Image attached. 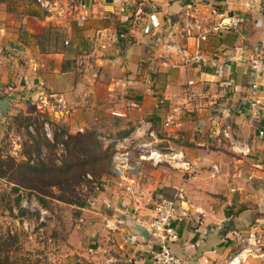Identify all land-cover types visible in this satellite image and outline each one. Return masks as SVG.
<instances>
[{"label":"crops","instance_id":"obj_1","mask_svg":"<svg viewBox=\"0 0 264 264\" xmlns=\"http://www.w3.org/2000/svg\"><path fill=\"white\" fill-rule=\"evenodd\" d=\"M187 1L91 0L80 21L82 31L76 32L73 22L67 27L72 38L77 33L82 41L93 30L98 40L99 33L100 48H110L117 60L123 58L128 94L138 97L118 109L128 126L122 129L128 133L118 141L124 139V151L130 163L136 164L138 193L125 195L113 174H103L88 203L76 207L78 213L66 229L67 241L77 244L75 255L89 264H149L154 240L133 229V218L144 225L155 201L171 195L178 185L184 191L181 206L187 211L175 225L178 239L168 247L183 264H224L240 247L234 233L253 232L264 250V135L257 136L264 125L249 106L245 59L264 37V0ZM28 4L29 0H0V97H7V105L16 102L19 108L26 76L38 88L54 84L66 58L62 50L39 51L34 37L49 23H58L47 15L34 17ZM151 8L157 10L163 25L159 32L145 35L141 27ZM185 9L206 25L224 13L240 14L243 21L234 30L212 32L197 41L194 30L187 35L181 29ZM196 45L210 60L182 65L181 55L192 53ZM260 87L258 94L264 102V75ZM51 92L60 95L58 90ZM216 128H225L232 139L245 142L249 151H232L228 139L212 133ZM141 142L162 150H181L192 163V172L138 161L133 146ZM211 165L218 167L213 176ZM105 221L114 229L105 228Z\"/></svg>","mask_w":264,"mask_h":264},{"label":"rangeland","instance_id":"obj_2","mask_svg":"<svg viewBox=\"0 0 264 264\" xmlns=\"http://www.w3.org/2000/svg\"><path fill=\"white\" fill-rule=\"evenodd\" d=\"M83 1L91 7V0ZM28 5L34 17L47 15L52 23H58H49L43 28L54 26L58 29L55 49L62 50L66 58L61 64L63 70L57 73V82L38 88L26 76L24 99L19 100L21 108L16 102H10L0 114V260L7 256V264H89L75 255L77 244L74 240L67 241L66 229L78 213L76 207L87 204L92 197V188L99 180V165L85 163L78 172L67 171L52 183L44 178L46 176L26 172L25 155L28 153L32 162L42 159L59 164L63 159L60 145L53 148L41 145L35 152L32 140L43 136L51 142L53 132L63 129L76 136L85 151L94 148L90 155L98 158L108 155L111 162L119 132L128 127L118 109L126 108L138 97L128 94L130 86L125 79L123 58L117 60L110 48H100L99 33L98 40L93 30V35L86 36L83 41L77 33L74 38L68 33L67 27L72 22L76 32H80V21L85 18L76 19L67 13L48 15L35 6L33 0H29ZM151 56L156 60L153 53ZM52 89L58 90L60 95H51ZM18 189L32 192L49 209L53 220L31 231H23L16 225L20 217L30 220L29 215L18 209ZM9 227L13 229L12 234Z\"/></svg>","mask_w":264,"mask_h":264},{"label":"built area","instance_id":"obj_3","mask_svg":"<svg viewBox=\"0 0 264 264\" xmlns=\"http://www.w3.org/2000/svg\"><path fill=\"white\" fill-rule=\"evenodd\" d=\"M173 1L183 2L184 0ZM33 3L48 15L62 16L67 13L70 17L74 15V18L80 20H83L86 16L87 5L82 0H67L63 2L61 0H33ZM242 21L243 16L240 14L224 13L219 15L216 21L206 25L202 19L192 17L187 9L184 10L183 16L180 19L182 31L188 35L194 30L197 41L205 39L212 32L234 30ZM162 25V22L158 18L157 10L151 8L146 13V23L142 25L141 33L153 35L160 31ZM245 59L248 76L250 77L248 91L251 102L249 106L253 110L254 117L264 125V102L261 101L258 94L261 91L260 79L264 75V37L260 39L254 51L248 52ZM209 60L210 57L203 54L197 45L194 47L192 53L185 52L181 55L182 65L187 63L205 64ZM158 102L161 103V100ZM167 124L166 121L164 125ZM212 133L228 139L232 151L236 153L245 154L249 151V147L245 142L232 139L225 128L213 129ZM263 135V128H259L257 130V136L262 137ZM123 142L124 139L117 141L115 144L116 152L112 156L109 173L113 174L116 178L117 185L125 195L133 196L138 193V183L134 176L136 164L134 166L130 163L129 154L124 151L126 145ZM133 148L137 151L136 159L138 161H149L152 165L165 163L171 169L186 174L192 172V163L185 159L182 151L179 149L166 148L162 150L150 145L148 142L137 143ZM217 173V165H211L210 176ZM85 176L90 179L88 174ZM16 196L18 198V209L24 212L25 215H29L31 220L26 217H20L18 221H15V224L23 231H31L34 227H40L53 220L54 217L49 209L43 206L32 192L28 193L24 189H18ZM184 199L183 188L181 185H178L174 188L171 195L168 197H159L155 201L153 213L144 225L138 218H133V223L135 225H143L149 237L154 240L155 246L150 251L149 264H183L182 260L170 251L168 245L178 239V232L175 225L186 216L187 209L181 206V202ZM102 203L107 205L105 201H102ZM77 221L80 222L81 218ZM104 227L108 230L114 229L108 221L104 222ZM8 231L10 234L13 233L11 227H9ZM234 237L240 244V247L227 258L224 264H255L249 263V260H258L260 264L264 263V250L253 232H248L244 236L234 233Z\"/></svg>","mask_w":264,"mask_h":264},{"label":"trees","instance_id":"obj_4","mask_svg":"<svg viewBox=\"0 0 264 264\" xmlns=\"http://www.w3.org/2000/svg\"><path fill=\"white\" fill-rule=\"evenodd\" d=\"M57 28L54 26H47L43 29L40 35H36L34 38L36 39L38 49L42 53L53 52L56 51V44L58 42L59 34L57 32ZM60 70H63V66L61 65ZM128 131H122L119 133V137L126 135ZM52 141H48L45 137L36 138L32 140L33 149L35 152H38L41 145L47 147H54L56 144L61 146V151L63 154V159H61L59 164L53 163L52 160L45 161L42 159H36L35 162H32L30 159V155L27 153L26 161L23 166L26 168V172L30 174L42 175L49 182L55 183L59 176H64L63 174L67 171H73L74 174L77 170H80L82 165L85 163L99 165V178L103 174L109 173V163L110 158L108 155H105L103 158H98L97 156L90 155L91 150L94 148L90 147L85 151L82 149V145L78 142V138L76 136L66 133L65 130L61 129L59 131H54L51 137ZM83 156V159H82ZM31 161V162H30ZM98 161V162H97ZM94 174V172H92ZM60 178V177H59ZM8 257L5 256L0 262L2 264H7Z\"/></svg>","mask_w":264,"mask_h":264},{"label":"water","instance_id":"obj_5","mask_svg":"<svg viewBox=\"0 0 264 264\" xmlns=\"http://www.w3.org/2000/svg\"><path fill=\"white\" fill-rule=\"evenodd\" d=\"M186 3H188V1L184 0L182 4H186ZM7 102H8V99L6 97H4L0 100V114H2L4 112V110L6 109ZM133 229L135 231H137L140 235H146L147 234L146 229L140 225H134Z\"/></svg>","mask_w":264,"mask_h":264}]
</instances>
